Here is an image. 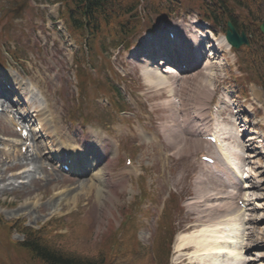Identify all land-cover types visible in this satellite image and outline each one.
Returning a JSON list of instances; mask_svg holds the SVG:
<instances>
[{
  "label": "rangeland",
  "instance_id": "374dc122",
  "mask_svg": "<svg viewBox=\"0 0 264 264\" xmlns=\"http://www.w3.org/2000/svg\"><path fill=\"white\" fill-rule=\"evenodd\" d=\"M13 1L14 3H12ZM169 1L173 4L176 3V6L188 7L190 12L186 13L181 10V7H177L175 12L167 14L168 16L158 15L149 12L148 0L140 1L141 5L138 10L143 18V28L129 40V45L132 44L130 47L135 44L142 46L146 40L147 32H151L153 36H162L167 40V29L176 33V29H181L184 32L185 25L191 26L190 23L180 25L178 20L181 13L190 14L192 17L198 13L193 6L194 1L185 0V2L183 0L181 4L177 0ZM21 2L24 4L14 13L12 8H17L16 6L20 5ZM61 6L60 1L57 0H0V48L11 55L7 54L10 58H8L9 66L0 69V73L6 74L9 78L11 76L17 77V81H20V84H17L18 91L22 94L23 101L21 102L26 103H23V106H18L27 113L32 114L34 110L40 108L41 104L46 105L45 108L35 112L38 114L35 116L38 119L37 121L34 120L30 126L31 130L35 129L36 137L33 143L43 147L41 153L47 152L50 144L54 143L50 129V127L53 128V123L49 120L51 116H47L50 112L53 114L52 118L55 124L61 125V133H65L69 127L79 133L84 128L99 126L113 142L114 150L112 149L113 152H111L109 159L101 164L105 180L104 174H102V181H99V184L103 183V186L98 187L97 181H91L90 176H86L88 173H85L84 177L58 171L50 175L43 168L48 163L46 157H36L33 151L20 152V144L13 145L14 149L12 150V147L3 140V144H0V164L5 162V166L0 170V214L5 220L21 219L31 227H38L50 217H60L59 220L65 225L62 231L67 230L69 234L67 244L86 253H92L103 245L107 237L111 235V229H119L123 221L124 223L128 222L125 227L135 225L137 240L147 246L148 249L151 248L155 237L164 236L167 233L166 229L163 231L158 229L159 220L164 216L166 210L168 211L169 223L175 232L173 241L180 232L195 231L197 227L191 224L194 217L190 218L188 214L190 210L198 215L199 209L190 206L188 204L190 200L187 199L196 194V188L198 191L200 188V192H203L202 189H204V194L207 192L208 195H205L211 196L210 184L202 187V183H200L207 176L204 173L206 166L199 159V155L210 154L213 150L212 148L202 149L203 147L200 148L197 145L195 147L190 146L189 143L192 139L185 137L184 131L179 128L182 116L196 122L193 120V116L199 114L197 109L201 103L211 101L209 113L213 118L214 126L217 125L216 123L219 124V130L232 131L233 124L229 120L230 115H234V119H242L243 116H248L250 122L261 120L259 126L247 124L237 128L235 141L241 140L243 147H247L244 143H257V139H260L259 136L264 131V109L256 107L250 101L249 94L242 92L244 86L249 89L252 83H249L243 71L238 69L236 55L231 50H226L224 46H220L217 49V54L214 52L213 59L206 57L208 60L207 62L203 61V63L206 62L208 66L212 64L211 67L214 71L212 76H209L210 79H203L204 86L202 88L197 89L195 84L197 80H202L199 77L201 76L200 73L209 71L207 68L205 69L206 65L192 70V73L182 74L184 79L169 74L168 79L165 78L164 80L167 83H159L157 86V83L148 79L146 81L145 77L141 76L139 70H142L140 66H144V64L140 65L134 59L124 55L126 49L112 45L108 34L100 38V48L94 45L91 37L77 39L72 36L67 31V25L58 18ZM57 25L61 27L60 30H57ZM6 29L9 33H6ZM213 29L217 38H220L223 33L220 31L221 28L214 27ZM186 35H183L184 38ZM71 38L75 41V46L72 45ZM66 40L69 41L67 44ZM117 40L115 39L113 42H117ZM87 43H90L89 47ZM87 47L88 49H85ZM70 51L74 53L75 64L72 67L69 65L72 61L68 60ZM209 53L206 52V54ZM80 60L84 70L89 71L92 77L103 79L112 85H114V80L120 91L119 96L122 98V103L118 104L123 108L122 112L113 111L112 108L114 107H111L109 101L106 100V95L100 94L103 91L100 93L95 91L96 86L93 89L91 86L88 87L89 93L86 99L84 98L85 94L81 93L77 87V80L72 78V72L75 68L78 71L76 65ZM0 64L6 65L3 59H0ZM52 64L56 66L55 68L60 74L58 79L51 70ZM169 77L174 81H171ZM218 82L230 85L232 90L229 95L222 91H219L217 95L211 91ZM251 82L255 83L253 80ZM29 86L33 88L32 91L28 90ZM35 86L38 87L39 92ZM219 96L223 100L226 99L228 103H233L230 106L224 103L220 104L222 105L220 113L211 109L212 104L215 103V109H219ZM244 99H247L246 102ZM243 105H247L256 111L255 118L250 119V115L243 112ZM168 111H170V118L165 123L163 115H166ZM84 118L88 119L87 123H85ZM238 121L240 122V120ZM211 123L209 122L205 129L194 131L199 134L207 133L212 126ZM172 126L173 128H171ZM252 127L256 129L258 138L250 133V128L253 130ZM175 128L180 129L179 132L182 133L179 138L188 139H186L184 146L177 143L175 146L172 145L174 140L178 138L168 140L170 135L165 136ZM95 130L98 131V128ZM99 133L103 135L102 131ZM0 136L18 139V133L13 130L11 124L1 114ZM78 136L82 138L81 135L77 134ZM71 137L73 136L71 135ZM166 139L170 144L168 146L165 144ZM1 140L2 138H0ZM227 140L232 150H235V144L237 146L238 144L234 138L230 137ZM15 143H18L17 140ZM252 146H248L249 149L246 152L256 155V158H259V163L253 165L250 172H244L245 175L250 174L252 176L251 179L255 182L254 188H241L239 192L243 191L240 193L241 196L250 195V203H253L246 206L249 210H245L243 216H257L261 222L258 221V223L264 228V154H258L257 151H255L257 154L253 153ZM5 151L11 153L14 151L10 156L12 163L5 160L7 156ZM165 154H168L166 159ZM23 155H28V157L24 158ZM30 155L37 161L31 160ZM124 156H130L133 159V165H125ZM18 170H24L20 175L21 177L13 176L14 178H11V174ZM23 177L25 180L22 179ZM18 180L26 182L19 184ZM116 181L120 183V188H113V183ZM249 182L246 184H250ZM218 188L219 191L223 190L220 186ZM101 190H104L103 193ZM232 191L234 189L229 191L227 189L226 193L215 192L213 195L215 199H220L224 197L223 195L226 197V195L232 194ZM168 196L170 197L167 198ZM207 196H205L206 199H208ZM211 198L209 197V199ZM237 198L238 196H235L231 199L226 208L229 209L231 204L230 207H234L237 211ZM225 202L226 200L216 204H225ZM251 207H257L256 212L250 210ZM233 218H237V216L234 215ZM246 225L250 226V224ZM258 226H254L253 231H250L257 238L260 237V234L257 233ZM239 228L236 225L235 239L236 236L241 237ZM245 229L243 228V230ZM12 238L21 240L22 236L14 232ZM6 243V237L0 236V264H13L14 258L5 257ZM188 246L186 245L185 250H183L184 254H188L178 256L177 260L180 262L175 264H192L191 258L187 257L191 251ZM195 250L196 248L191 251L192 254ZM149 252L151 259H153L151 250ZM252 252L264 254V247L261 252L256 248H251L250 258H254ZM23 254L26 259L25 264H38V262L30 260L25 252ZM237 258L236 264H240V260H243L244 256ZM171 260L170 264H174L176 261V259ZM15 264L19 263L15 262ZM249 264H264V260L249 262Z\"/></svg>",
  "mask_w": 264,
  "mask_h": 264
},
{
  "label": "trees",
  "instance_id": "16d2710c",
  "mask_svg": "<svg viewBox=\"0 0 264 264\" xmlns=\"http://www.w3.org/2000/svg\"><path fill=\"white\" fill-rule=\"evenodd\" d=\"M60 1L63 5L61 16L78 38L89 35L98 41L102 35L108 34L114 39L119 35L126 42L140 23L136 12L137 0ZM21 5L22 3L19 6ZM198 5L201 12L212 22L224 23L230 19L235 27H243L251 35V45L243 47L241 51L239 68L249 79L264 88V48L258 30V23L264 21V0H212L210 4L199 2ZM87 78L88 75L81 72L80 81L84 89ZM93 82L97 90L103 91L111 99L115 108L122 110V107L116 105L115 98L119 96L117 88L106 85L103 80ZM3 225L9 236L15 230L24 237L21 241L9 240L12 250L7 247L6 258H14L13 264H25L23 252L38 264H153L149 252L139 244L134 230L131 229H124L119 236L110 237L108 243H104L94 252L86 253L69 246V236L59 233L53 223L39 229L26 227L20 221ZM165 248L164 243H158L156 255L160 264H165L162 255Z\"/></svg>",
  "mask_w": 264,
  "mask_h": 264
},
{
  "label": "bare ground",
  "instance_id": "6f19581e",
  "mask_svg": "<svg viewBox=\"0 0 264 264\" xmlns=\"http://www.w3.org/2000/svg\"><path fill=\"white\" fill-rule=\"evenodd\" d=\"M150 44H151L150 47H152L153 44L157 45V47H153L152 48V49H156V53L157 54H159V53L162 54L164 52H170L171 53L170 55H172V56L174 55L175 56L176 54L178 55V53H180V55H182V57H183V60H181V61L184 62L185 59H187V61L189 63V64H186V66L189 68L188 69L189 73L190 72L192 73L193 72L192 70H194V69L196 70L198 67H201L203 61L207 62L208 59L206 60V57L210 58V59L214 58L213 54H214L215 48H216V46L214 47V45L223 44V45H225L228 48V44L226 43V41H225L223 36L221 38H219L216 43L215 42L212 43V44L206 43V47L199 46V42L195 41L194 42V48H191L192 46H189V43L186 42L184 40V38L182 37V32L181 31L178 32L177 36L175 35V39L173 40V42H169L168 40L166 41V39H164V37H162V36L159 37L158 35H156L155 40L152 43H150ZM205 48H208L209 50L212 48L210 50L211 53L204 55ZM158 49H160V50H158ZM149 57L150 56H146L145 58H149ZM206 62H204L203 67L207 64ZM152 63H155V62L152 61ZM158 63L160 65L164 64L163 61H160ZM211 66H212V64L211 65L209 64V66L206 65L205 69L207 68L209 71H206V73L202 72L203 74L200 73L201 76H199V77L202 80H197V82L195 84V87L196 88L198 87L197 89L202 88V86H204V83H202V82H204L203 79H205V80H206V78L210 79L209 76H212L214 69ZM140 68H142V70H140L141 76H144L146 81L148 79L149 81L157 83V86H159L158 85L159 83H167L164 80H165V78H167V76H169V74L170 75H174V76H176L178 78L179 77L183 78V79L185 78V77H181V75L176 74L174 69H172V67H170V66L166 67L164 65L161 68H156V67H152V66H150L148 64H145L144 66H140ZM171 78H172V76H171ZM172 80L173 79H171V81ZM7 82L10 83V85L12 86L11 87V92H8V90L5 88V85L0 83V108L2 110L4 108V109H7L9 112H12L14 114V116L16 117V119H18V120L21 119V121L23 123L24 119L22 118L21 114L18 113L17 108H15V106L13 105L14 104L13 101L17 102L18 105L21 104V101L19 99V93H17L15 91V89L18 88L17 84H20V81H17V77H11L10 80L7 79ZM168 82H169V80H168ZM208 86L210 87V85H208ZM35 88L39 92L38 87L35 86ZM204 90H206V89H204ZM12 96H13V99L11 98ZM8 100H11L12 102H9ZM222 102H223V100H222ZM226 102H228V101L226 100ZM223 103H225V101ZM171 106H170V108H172ZM219 107L221 108V105H219ZM219 109H218V113H220ZM170 111H168V113L166 115H163L165 123H167L169 121ZM173 111H174V109H173ZM197 112H199V115H200L199 118L201 119L200 121H203V123L202 122H200V123L192 122V120L191 121L188 120V117L187 118H183V116H182L181 119H183V120L180 119V121L182 122V121L185 120V124H186L185 131L183 133H185L184 134V135H186L185 137H188V138L192 139V141H190V143H189L191 147H195L197 145L200 148L203 147L202 149L212 148L213 146L210 143H207V142H205L203 140H200V139L193 138L194 134H198L194 130H199L200 131V129H205L209 125L208 123H206V122H208V119H209L210 116L208 115V106L205 104V101L201 103V105L199 106V109H197ZM174 115H175V113H174ZM186 119H187V121H186ZM236 120H238V119H236ZM243 120L247 121L246 118H243ZM24 125L25 124L23 123V127H25ZM217 125H218L217 127H219L218 123H217ZM236 126L237 125H235V122H234V125H233V128H232L233 132L228 135V136L232 135L231 137L234 138V141H235V138H236V136H235V132H236V128H237ZM174 127H176V126H174ZM217 127L214 128L215 131H213V128H212V132H213L212 135L215 133V136H217L218 139H220V140L223 139L224 140V134L220 133L219 132L220 130H218ZM241 127H242V125H241ZM171 128H173V126ZM179 130H177L175 128L170 134L165 135L167 137L170 135L168 140H171L172 138L173 139L174 138H178V139L174 140L175 142L172 144L174 146H175L176 143L178 145H180V146H184V143L186 142V139H187V138L183 139L182 137L179 138L180 135H182V133H180ZM191 130H193V131H191ZM238 130L240 131V129H238ZM56 134L58 136L61 135V132L59 131L58 128L56 129ZM27 137H29L30 140H34L35 139V134H33L31 132V134L26 136V138L22 141L21 145H24V141H26ZM92 138H93V140L90 141L91 140V138H90V140H89L90 142L87 143V145H86L87 146L86 150L88 152L87 151L85 152V154H86L85 159H88V162L91 159L93 161V164L94 163L96 164L94 166L96 168V172L94 174L91 173L92 175H90V180L91 181L92 180L102 181V174H104V173H102V169H100V163H101V159L103 158L102 154L104 153V156H105V153H107L112 147L111 146V140H109V139H107V140H103L102 139L101 140L98 136H94ZM12 142H13V140H7L8 145L10 147H12V150H13L14 148H13ZM235 142L239 146L238 147L235 144V148H236L235 150H232V148L229 146V142L224 141L222 146L219 147V150L216 149V151L214 152L215 164L219 165L222 169H224L225 170V174L228 175L229 177L231 176V173H229V170H227V169L230 167L231 164L236 168L237 171L239 170V172H236V173L241 176L242 172H240V171H243V169H245L247 172H250L252 170V166L253 165H257L259 163V158H256V155H251L250 153L246 152L247 147H243L242 146L241 140L240 141L236 140ZM0 143H2V142L0 141ZM165 144H166V146L170 145L169 142L167 141V139L165 140ZM244 145H246V144L244 143ZM251 145H252V143H251ZM31 146H33V145H31ZM255 147H257V145ZM71 148H72V157L76 158L77 154H78L77 153L78 149H76L75 146H72ZM179 149L183 150L182 148H179ZM191 149H193V148H191ZM38 151L39 150H37V148H36V153H41V152H38ZM13 152L14 151H12V153ZM12 153L11 152H7V156L6 157H10L12 155ZM13 157H16V156H13ZM23 157L27 158L28 156L27 155H23ZM29 157H30L31 160L37 161L36 159H34L33 156H29ZM17 162H18V160H17ZM4 166H5V162H2L0 164V170ZM204 166H206V165H204ZM212 167L206 166V168H205L206 170H204L205 171L204 173L207 176V178L204 181L200 182V183H202V187L209 186V184H210V187L212 188V191H210L211 196H207L208 195L207 192L205 193L207 195H205L204 194V192H205L204 189H202L203 192H200V188H198L199 191L196 190L197 189L196 188L195 191H197V192L194 195V197L192 198V203L193 204H202L203 210H202L201 216L199 218H202V220L207 221V224L201 226L198 229H195V231H191V232L188 231V232L178 233L177 234L178 236H176L175 241H174V248H175V244H176V250H180L185 245H194V248H196V250H195V253H193L190 256V258L194 260L193 262L196 261L198 264H232V262H234L236 264L237 260H238L237 257L243 255V253H242L243 250L242 249L247 247V246H246V243L242 244L243 240H242V235L240 234V232H239V234L241 235V237H239V236L237 237L236 236V239H235L234 231H235V227H236V222H233L232 220H233V215L234 214L236 215L237 211H242L240 214L243 215V212L245 211V209L244 210L237 209L236 213L235 212L232 213V211H228L226 214H224V215H222L220 217H214L213 220H212V216L215 213L219 212L220 208L224 210L226 208L227 204L230 203L231 199L235 198L236 194H235V191H232L233 193L226 195V197H225V195H223L224 198H225L224 200H226V202H225L226 205L225 204H220V205L216 204L215 202H213L212 199L209 200V197L210 198L213 197V199H215L214 198V195H215L214 193L215 192L216 193H224V192L226 193L227 189H228V191L230 190L229 187L233 188L234 190H238V187H237L238 184L235 181L236 178H231V179H228L229 177L224 178L223 176L219 175L218 172L213 170L214 167L213 168ZM71 168H73V167L71 166ZM79 169L81 171H84V169H86V168L83 167L82 164H80L79 165ZM254 169H255V167H254ZM248 176L250 177V175H248ZM253 177H254V175H253ZM208 178H209V180H208ZM196 179H197V177H196ZM91 185H93V183H91ZM196 186L197 185H196V182H195V187ZM219 186L223 188L222 191H219V188H218ZM245 187H249V188H252V189L254 188L252 182H250L249 185H244V188ZM213 190H214V192H213ZM242 193H243V191H242ZM205 196H207L208 199H206ZM238 198H242L244 201H246V205H249V203H250L249 201L251 200V198L248 195L240 196V197L238 196ZM252 199H254V198H252ZM224 200H221V201H224ZM230 206H231V204H230ZM196 212H197V210H196ZM238 219L239 220L240 219L246 220L243 217L242 218H238ZM197 222H198V220L194 221L193 225L200 226L201 223L200 222L197 223ZM258 228L259 229H258L257 233L260 234V237L259 238L256 237V238L259 239L260 241L264 242V233H263L264 228L261 227V226H258ZM244 229H245V227H244ZM240 239H241V241H239ZM259 246L261 247V246H263V244L260 243ZM189 248H191V247H189ZM257 256H261V254H259ZM240 264H245V262H243V260H240Z\"/></svg>",
  "mask_w": 264,
  "mask_h": 264
},
{
  "label": "water",
  "instance_id": "95a60500",
  "mask_svg": "<svg viewBox=\"0 0 264 264\" xmlns=\"http://www.w3.org/2000/svg\"><path fill=\"white\" fill-rule=\"evenodd\" d=\"M227 27L228 28L226 31V39L232 46L238 48L241 44H248L247 38L243 32H241V34L238 35L235 29L233 28V26L230 24V22L227 23ZM259 29L264 37V22L260 24ZM251 90L253 97L258 101H262V95H263L262 90L260 88H255V87H253Z\"/></svg>",
  "mask_w": 264,
  "mask_h": 264
}]
</instances>
